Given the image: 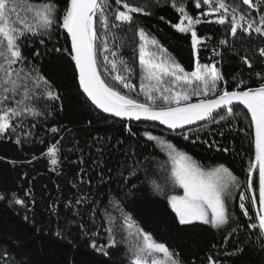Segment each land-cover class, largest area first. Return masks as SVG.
<instances>
[{"label":"snow or ice","instance_id":"snow-or-ice-1","mask_svg":"<svg viewBox=\"0 0 264 264\" xmlns=\"http://www.w3.org/2000/svg\"><path fill=\"white\" fill-rule=\"evenodd\" d=\"M115 3L120 5L122 0H115ZM154 3L160 6V0H154ZM242 3L248 6L249 11L242 12L238 4L228 3L227 0H194L197 9L207 6L206 11L194 17L187 11L186 0H171V6L180 16L179 23L172 26L180 33L191 34L194 50L204 40L211 39L198 36L196 26L202 23L229 24L232 37H236L240 30L249 36L255 33L264 38V11H261L264 0H256L255 3L253 0H242ZM123 7L126 11L113 9L109 0H66L63 7L59 0H0V137L15 136V142L22 144L33 135L31 130L51 115L52 102L59 100L60 96L41 72L40 65L25 54V48H33L37 41L41 45L46 40L52 41L62 29L70 39V48L56 47L54 50L70 56L78 72L80 89L103 113L127 121L158 122L185 141L192 144L199 141L209 148L215 146L217 151L221 149L215 139L204 140L200 135L202 131H209L212 124L222 128L211 129L209 135L215 132L223 136V129H236L238 117L243 115L247 120L250 116L249 127L254 136V159L249 161L246 181H241L222 163L202 164L165 136L153 134L150 130L140 133L166 159H158L156 155L140 159L134 150L126 151L125 162L115 170V175L122 178L119 183L127 187L123 196L110 193L106 203L93 198L90 192L77 197L76 206H91L88 216L93 225H96L97 213L102 221L89 232L77 207L73 216L81 220L78 227L82 235L97 237L101 228L107 235V244L98 245L92 240L90 246L99 251L123 246L129 264H183L179 253L157 241L127 210L124 200L135 195L133 189H137L138 184L133 182V178H136L139 184L167 201L180 225L198 222L217 233L226 232L222 245L225 249L229 239L241 228L236 213L229 207L239 193V208L248 221L247 229L251 231L243 245L238 243L232 251L225 250L223 255L238 256L243 253L244 245L264 252V74L256 73L261 81L258 86L245 87L248 82L241 79L235 88L229 90L223 73L217 67L219 60L201 63L197 57L194 70L186 71L155 37L138 27L139 44L134 49L139 56L137 85L133 82L137 78V69L120 54L123 45L116 41L122 38L116 30L122 24H132L131 13H152L127 3ZM252 11L256 12V16L252 15ZM113 16L114 19H111ZM219 46L229 47L228 39L218 41V46L212 48L213 56L221 54ZM258 53L264 57V46L258 49ZM40 55V50L35 48L32 56L38 58ZM241 59L248 68L253 67L247 55ZM193 125L196 127H188ZM60 130L58 127L48 129L53 134ZM126 131L129 135H136L131 128ZM239 131L245 130L241 128ZM63 139L61 136L45 153L53 166L58 164L60 141ZM93 139L100 157L92 163L103 168V153L111 138L97 136ZM122 143V140L117 141V144ZM79 162L83 164L82 156ZM108 171L111 173L113 169ZM81 172L80 181L84 183L83 175L87 173L83 169ZM98 175L101 184L107 182L103 171ZM86 183L91 185L92 181ZM248 193H251L250 197ZM12 195L15 204H24L14 193ZM3 198L0 194V199ZM249 200L252 209L259 204L255 217L246 207ZM73 226H77L76 220L68 222L69 228ZM56 234L61 236L60 231ZM236 239L239 240L238 235ZM212 247L215 249L217 246L214 244ZM208 262L222 264L211 254Z\"/></svg>","mask_w":264,"mask_h":264},{"label":"trees","instance_id":"trees-1","mask_svg":"<svg viewBox=\"0 0 264 264\" xmlns=\"http://www.w3.org/2000/svg\"><path fill=\"white\" fill-rule=\"evenodd\" d=\"M65 2L66 0H59L61 7ZM227 2L238 4L242 12L249 11L242 0ZM109 3L113 9L121 11H126L123 4L127 3L129 6L143 7L145 11L152 13H131L132 24H122L116 30L122 38L116 41L117 44L123 45L120 54L137 69V78L133 81L137 85L139 56L138 51L134 52V49L139 44L138 27L155 37L186 71L194 70L197 57L201 63L219 60L217 67L223 73L229 90L235 88L241 79L248 82L245 87H255L261 82L256 73L264 74V57L258 53V49L264 46V38L255 33L249 36L238 30L237 36L232 37L229 24L202 23L196 26L198 36L211 39L204 40L198 49L194 50L191 34L180 33L172 26L179 23L180 16L171 6V0H160V6H157L154 0H122L120 5H117L115 0H109ZM186 8L194 17L207 10V6L203 5L200 9L195 8L194 0H186ZM261 11H264V5ZM252 15L256 16V12L252 11ZM161 16L164 19H160ZM111 19H114V16ZM221 38H227L230 46H219L221 54L213 56L212 48L218 46ZM56 47L69 48L62 29L52 41L46 40L43 45L37 41L33 48H25V54L40 65L41 72L52 82L60 96L59 100L52 102L51 115L42 119L37 127L31 130L33 135L22 144L15 142V136L0 137V194L4 196L0 199V264H129L123 246L106 248L104 251L92 248V240L98 245L107 244L106 233L101 228L97 237L82 235L78 227L81 220L73 216V211L79 207L82 222L87 230H95L102 223L99 213L96 225H93L88 216L91 206H76L77 197L90 192L93 198L106 203L110 193L123 196L127 187L119 183L122 178L115 175V170L125 162L126 151L134 150L140 159L149 155H156L161 160L166 159L158 148L152 146V142L146 141V138L140 135L145 130L165 136L202 164H224L241 181H246L249 161L253 159L249 118L246 120L243 115L238 117L236 129H223V136L216 135L215 132L209 135L211 129L221 130L222 126L215 124L210 126L209 131L200 133L204 140L215 139L220 151H217L215 146L209 148L199 141L192 144L181 136L156 126L116 122L97 113L86 101L78 88L70 56L66 52L55 51ZM35 48L41 52L38 58L32 56ZM245 55L251 60L252 68L242 62L241 57ZM50 127H58L61 130L53 134L48 131ZM127 128H131L136 135H129ZM241 128L245 131H239ZM61 136L64 139L60 141V158L58 164L53 166L45 153ZM97 136L111 138L103 153V168L92 163L100 157L95 150L96 142L93 139ZM118 140L123 143L117 144ZM90 144L93 145L92 148L88 147ZM225 148L228 149L227 152L223 151ZM81 156L83 164L79 162ZM149 167L151 168V164ZM109 168L113 169V172L110 173ZM82 169L87 173L83 175L84 183L80 181ZM101 171L107 181L104 184L100 183L98 175ZM140 177L142 178V174ZM88 180L92 181L91 185L86 183ZM133 182L138 184V188L133 189L135 195L124 200L127 210L157 241L165 243L171 250L179 253L183 264H209L210 254L222 264H264V252H258L256 248L247 245H244L243 253L238 256L223 255L225 250L232 251L238 243L243 245L251 231L247 229L248 221L239 208V193L229 207L236 213L241 228L229 239L225 249L222 245L226 232L217 233L209 226L198 223L180 225L164 198L154 194L147 186L139 184L136 178H133ZM13 193L16 198L24 201L23 205L15 204ZM247 195L249 196V193ZM246 207L249 208L250 215L255 217L250 200ZM71 220H76L77 226L69 228L68 222ZM58 231L61 236H57ZM214 244L217 246L215 249L212 247ZM217 252L220 255L217 256Z\"/></svg>","mask_w":264,"mask_h":264},{"label":"water","instance_id":"water-1","mask_svg":"<svg viewBox=\"0 0 264 264\" xmlns=\"http://www.w3.org/2000/svg\"><path fill=\"white\" fill-rule=\"evenodd\" d=\"M62 33L66 36L67 40H68V43H69V48H70V39L67 37V34L62 30ZM72 64H73V67H74V70H75V73H76V80H77V84H78V88L81 92V94L83 95V97L86 99V101L91 105V107L97 112L99 113L100 115H102L103 117H106L108 119H111V120H114L116 122H121V123H125V124H141V125H152V126H156V127H159L161 128L162 130L168 132V133H171L170 130H167L165 128V126H162V125H159L158 122H137V121H127V120H121L120 118H116V117H111L109 114L107 113H103L100 109H97L95 107V105H93L91 103L90 100L87 99L86 95L82 92V90L80 89L79 87V82H78V72L76 71L75 69V65H74V62L72 61ZM242 108V106H240ZM246 112V109L244 110ZM249 120H250V116H249ZM199 124H203L204 122H198ZM188 127H196L195 125L193 126H188ZM253 131V130H252ZM254 140V136L252 135V142ZM253 159H254V143H253ZM249 196H251V193H249ZM259 208V204L257 203V208L256 209H253L254 211V215H255V212L256 210Z\"/></svg>","mask_w":264,"mask_h":264},{"label":"rangeland","instance_id":"rangeland-1","mask_svg":"<svg viewBox=\"0 0 264 264\" xmlns=\"http://www.w3.org/2000/svg\"><path fill=\"white\" fill-rule=\"evenodd\" d=\"M180 192L182 193V190H180ZM198 223V222H197ZM199 224V223H198Z\"/></svg>","mask_w":264,"mask_h":264},{"label":"bare ground","instance_id":"bare-ground-1","mask_svg":"<svg viewBox=\"0 0 264 264\" xmlns=\"http://www.w3.org/2000/svg\"><path fill=\"white\" fill-rule=\"evenodd\" d=\"M255 175V174H254Z\"/></svg>","mask_w":264,"mask_h":264}]
</instances>
